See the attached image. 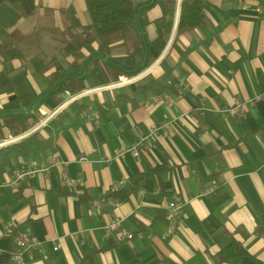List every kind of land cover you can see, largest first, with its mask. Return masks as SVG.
<instances>
[{"label":"crops","instance_id":"1","mask_svg":"<svg viewBox=\"0 0 264 264\" xmlns=\"http://www.w3.org/2000/svg\"><path fill=\"white\" fill-rule=\"evenodd\" d=\"M203 1L218 34L206 44L197 30L177 33L178 6L168 45L154 60L149 46L162 9L157 0L138 4L143 53L131 67L115 59L119 54L82 48L85 59L74 64V55L59 51L62 40L50 29L74 27L81 36L85 0H34L32 14L0 2V149L33 134L52 140L43 157H1L0 178L30 160L57 162L19 188L0 187V264H18L17 232L39 243L23 254L26 264H264V0H245L246 8L242 0ZM164 57L177 64V93L160 94L170 96V105L148 107L152 95L133 103L135 83L161 77ZM135 75L120 88L96 90ZM67 78L96 91L39 126L72 96ZM237 101L238 115L221 112ZM150 135L139 156H117ZM65 178L76 188L63 185ZM174 195L184 205L171 233L167 207ZM96 198L115 204L97 212ZM106 215L122 219L132 237L106 233Z\"/></svg>","mask_w":264,"mask_h":264},{"label":"trees","instance_id":"2","mask_svg":"<svg viewBox=\"0 0 264 264\" xmlns=\"http://www.w3.org/2000/svg\"><path fill=\"white\" fill-rule=\"evenodd\" d=\"M87 7L88 23L83 26V33L76 38L74 27L65 28L62 31L50 29L51 33L62 40L59 51L67 56L72 54L75 63L79 64L85 59L81 52L86 48L90 52L104 55L120 56L115 58L117 61L127 65L136 66L141 59L143 49L140 41L139 30L136 26L135 13L138 4L147 0H85ZM19 5L26 14H32L36 8L34 0H0ZM162 9V16L155 21L157 36L151 41L149 46L150 59L158 58L165 50L173 32L177 7L179 6L178 22L176 32L184 30H197L205 36L203 40L209 43L218 31L212 26L205 11L203 0H157ZM0 32L2 29L0 27ZM96 44V48L94 46ZM194 47V46H193ZM189 47L182 53L181 59L193 49ZM21 57L17 51H8L7 56ZM8 56V57H9ZM161 66L164 70L159 78L148 75L143 80L135 83L132 99L136 103L138 98H146L149 95H159L165 92L177 93V77L175 70L177 64H172L168 57L161 59ZM115 82L118 80V77ZM69 94H77L85 88L82 81L67 78L64 83ZM52 140L33 134L18 143L0 149V158L5 160L12 158H29L34 156L43 157L51 147ZM76 190H80L77 188ZM117 192H112L110 196H116ZM83 196L87 193L83 191ZM88 198V197H87ZM260 231H264V215L262 216V226ZM238 244L234 243V246ZM240 253L242 248L238 245ZM223 256L228 258L226 250Z\"/></svg>","mask_w":264,"mask_h":264},{"label":"built area","instance_id":"3","mask_svg":"<svg viewBox=\"0 0 264 264\" xmlns=\"http://www.w3.org/2000/svg\"><path fill=\"white\" fill-rule=\"evenodd\" d=\"M245 0H242V8H246L247 6L244 4ZM139 78V75H135L132 77H120V79L114 83H111L106 86H102L100 88H97L96 90H105V89H116L120 88L123 85L135 82ZM93 90H87L82 91L77 94L72 95L63 105L56 107L53 109L50 113L46 115V118L43 119L41 122V125L47 123L51 117L57 115L61 109L68 104L69 102L76 101L80 99L81 97L85 96L86 94H89L90 92L96 91ZM171 99L170 96L167 95H152L149 100L146 102L148 107L158 106L160 104H166L170 105ZM242 104L240 102H236L235 105L232 107L224 108L221 110L223 114L236 116L239 114L240 110H242ZM36 129H33L31 132L26 133L24 136H27L34 132ZM23 136V137H24ZM152 137V135L148 137H144L140 139L135 145L131 147H123L122 150H120L117 154V156H122L126 152L132 153L134 156H139L140 154V148L144 146V143L148 142V138ZM20 138L12 139L10 141H15ZM8 141V142H10ZM82 160H86L85 157L82 158ZM56 159L54 156L49 157L46 163H37L33 160H30L26 166L22 168L16 169L10 176L1 179L0 178V187H9L12 189L19 188L29 177L37 174V173H47L49 172L50 168L56 165ZM63 185H66L67 187H70L71 189L76 188L77 182L71 178H65L62 181ZM120 189L119 184H115L112 188L113 192H118ZM214 191V186H211V188L206 192L210 193ZM109 203L110 205H114V201H105L104 199L96 198L92 201V208L95 209L97 212L100 211L105 205ZM183 201H181L177 195H174L172 197V200L168 204V218H169V232H175L177 225L181 221L182 218V210H183ZM101 228L106 233H115L119 232L121 235V238L123 239H130L132 237V234L124 227L122 219L119 218H111L109 215H106L105 219L103 220V224L101 225ZM17 240V250L13 254L14 260L18 262V264H26L23 254L25 252H30L34 247H36L39 243L36 242V240L31 236L29 232H17L16 235ZM54 250L58 249V246L55 245Z\"/></svg>","mask_w":264,"mask_h":264},{"label":"rangeland","instance_id":"4","mask_svg":"<svg viewBox=\"0 0 264 264\" xmlns=\"http://www.w3.org/2000/svg\"><path fill=\"white\" fill-rule=\"evenodd\" d=\"M18 7H20V6H18ZM20 9H22V8L20 7Z\"/></svg>","mask_w":264,"mask_h":264}]
</instances>
